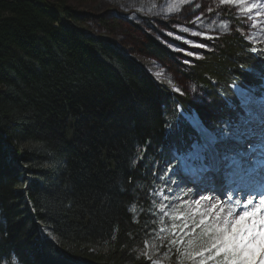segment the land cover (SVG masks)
I'll return each instance as SVG.
<instances>
[{
    "label": "trees",
    "instance_id": "obj_1",
    "mask_svg": "<svg viewBox=\"0 0 264 264\" xmlns=\"http://www.w3.org/2000/svg\"><path fill=\"white\" fill-rule=\"evenodd\" d=\"M236 4L264 37V0ZM88 17L0 0V264H151L154 189L196 138L178 107L216 128L237 115L232 83L264 77V50L225 36L185 73L205 97L195 102L135 58L173 67L175 54L138 27L128 51L85 30Z\"/></svg>",
    "mask_w": 264,
    "mask_h": 264
},
{
    "label": "rangeland",
    "instance_id": "obj_2",
    "mask_svg": "<svg viewBox=\"0 0 264 264\" xmlns=\"http://www.w3.org/2000/svg\"><path fill=\"white\" fill-rule=\"evenodd\" d=\"M46 1L52 4L64 2L80 16H89L87 22L82 25L85 30L93 36H105L117 45L126 47L128 51H130V45H132L130 39L132 29L135 30L138 27L141 31L146 32L161 46L175 54L177 61L182 66L177 64L173 67H168L150 58H142L137 55H135V58L145 65L148 73L158 83L165 85L177 94L182 92L189 93L195 102L205 97L202 96L196 85L185 77V73L194 66V62L201 60L205 53H210L213 50L217 40L228 35H238L246 43L257 49L264 50V37L262 36L258 39L257 32L250 28L251 17L242 12L240 6L236 3L222 4L220 0ZM101 21L114 22L118 26L114 31L110 32L101 25ZM193 32H198L199 35L194 36L192 35ZM189 40L199 41L207 47L197 48L186 42ZM176 49H184L196 55H187L185 51ZM235 90L242 96L241 100H245L244 105L247 106L252 96L237 89ZM262 101L264 102V96ZM259 104L261 105V103ZM259 104L256 105L259 106ZM258 106L253 105V113H258L264 119V106ZM191 112L194 113L193 111ZM253 113L249 111L247 114L249 116ZM186 117L194 122L197 120L195 116L191 118L186 115ZM249 122L256 123L251 117L243 129ZM243 129L238 135H251V128L249 134H244ZM221 130L218 131V134L223 136L220 146L225 148V146L232 144L227 155L234 158L233 155L236 154V150L233 141L239 140L235 138L237 131L231 130L227 126H221ZM207 135L213 140L211 134ZM258 139L255 137L247 138L243 148H237L245 154V157L251 154L255 159L257 151H254V148L259 143ZM248 142L253 144L249 145L247 144ZM194 147L196 148L195 145ZM193 154L197 156L203 154V151L196 149ZM257 159L264 158L260 157ZM181 167L185 168L186 166ZM192 190L194 189L192 188ZM167 191L168 194H165ZM156 196L158 197L157 199ZM156 196L154 206L156 203L155 208L158 209L156 225L158 230L153 233L143 251L144 256L150 263L200 264L203 259L206 260V264H217V262L222 264L223 257L213 256L212 260H207L208 249L215 236L213 231L216 227L215 217H220L221 215L216 212L209 213L205 222L209 220L210 224L202 228L203 224L200 223V220L203 217L193 214V208L197 206L195 201L200 196L196 197L195 192L193 193L188 188H184L179 179L170 178V176L167 183L156 193ZM207 203H210L209 200H201L199 206L203 208ZM237 208H240V204ZM177 216L182 218L176 219ZM44 234L46 235L45 232ZM47 238L54 240L50 232H48ZM53 242H56V240ZM164 247H167V249H164Z\"/></svg>",
    "mask_w": 264,
    "mask_h": 264
},
{
    "label": "snow or ice",
    "instance_id": "obj_3",
    "mask_svg": "<svg viewBox=\"0 0 264 264\" xmlns=\"http://www.w3.org/2000/svg\"><path fill=\"white\" fill-rule=\"evenodd\" d=\"M220 2L234 4L238 0H220ZM245 10L252 11L250 7ZM192 35H199V33L193 32ZM186 42L197 48L207 47L195 40ZM176 50L185 51L187 55H196L184 49ZM209 199L208 196H202L195 201L198 206L193 208V214L203 217L200 220L201 224L208 219L209 213H215L217 210L215 204H210L206 208L199 206L201 200ZM251 204L252 202L249 201L243 207L237 208L235 212L229 211L226 215L215 217L216 227L213 230L215 236L208 249L207 260H212L213 256H222V264H264V207L257 206L249 211ZM260 204L264 205V201ZM181 218L176 217V219ZM200 264H206V260L202 259Z\"/></svg>",
    "mask_w": 264,
    "mask_h": 264
},
{
    "label": "bare ground",
    "instance_id": "obj_4",
    "mask_svg": "<svg viewBox=\"0 0 264 264\" xmlns=\"http://www.w3.org/2000/svg\"><path fill=\"white\" fill-rule=\"evenodd\" d=\"M256 110V109H255ZM258 111V110H257ZM255 124H257V125H255ZM250 128H251V137L250 138H253V137H255V138H257L258 139V137H259V135H258V132L259 131H261V132H263L264 133V119L262 120V122L261 123H253V122H249L248 123V125L243 129V133L244 134H249L250 133ZM205 137L206 138H208V136H207V134L205 135ZM258 141H259V139H258ZM234 142V141H233ZM264 142V141H263ZM247 144H249V145H252L253 143L252 142H248ZM255 149V148H254ZM202 151H203V154L205 153V150L204 149H201ZM255 151V150H254ZM255 156H256V158L254 159V157L250 154L249 156H247V157H245V156H243V167L244 168H249L248 167V165L250 164V163H252L253 161H255V160H258L257 158H260V157H263L264 158V150H260V151H257L256 153H255ZM196 160H198V159H196ZM263 162H264V159H263ZM259 166V165H258ZM181 170H183L184 172H187V166L184 168V167H181ZM186 170V171H185ZM194 178H196L195 180L197 181H199V178L198 177H194ZM252 180H254V178H252ZM263 181V182H262ZM204 184V183H203ZM215 185H217V183L215 182ZM203 186H207V187H210L211 186V183L208 181V183H206V184H204ZM216 187V186H215ZM257 191H258V193L257 194H262L263 195V197H262V195H256V193L253 195V197H252V199H246V200H244L243 202V204H246V203H248L249 201H251L252 202V204H251V207L249 208V211H251V210H253L255 207H257V206H260V207H264V205H261L260 204V202L261 201H264V172H262V177H261V179H260V181H259V184H258V186H257ZM199 196V195H198ZM201 197V196H200ZM239 200V199H238ZM238 200H236V202L238 201ZM210 202V201H209ZM214 204H215V206H216V213H218V214H220L221 216L222 215H226L229 211H231V212H235L236 211V206H235V204H232V205H218V203L217 202H213ZM212 203V201L208 204H206L203 208H206V207H208L210 204H213ZM242 204V205H243ZM198 206V205H197Z\"/></svg>",
    "mask_w": 264,
    "mask_h": 264
}]
</instances>
